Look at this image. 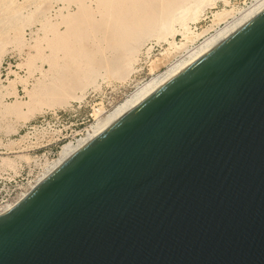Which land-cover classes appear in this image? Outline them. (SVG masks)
I'll return each instance as SVG.
<instances>
[{"label":"water","instance_id":"water-1","mask_svg":"<svg viewBox=\"0 0 264 264\" xmlns=\"http://www.w3.org/2000/svg\"><path fill=\"white\" fill-rule=\"evenodd\" d=\"M0 264H264V10L0 214Z\"/></svg>","mask_w":264,"mask_h":264},{"label":"bare ground","instance_id":"bare-ground-1","mask_svg":"<svg viewBox=\"0 0 264 264\" xmlns=\"http://www.w3.org/2000/svg\"><path fill=\"white\" fill-rule=\"evenodd\" d=\"M43 1L48 2V0H0V34L2 32H5L6 35V32L8 33V31L10 30L12 34L11 37L15 35L16 37L14 38V40H18L17 46L26 45L27 48H29L32 44L31 42H34L33 44L35 46L33 47H38V51L42 48L40 51L45 49L48 52L46 53L47 55H43L45 56V67L42 70H39V77H36L35 82L33 81L30 86H28L26 82H24L25 86L22 85L24 86L23 88L25 91V96H27L28 100L31 102L39 98L41 99L52 97L55 93L62 90V88L65 89L66 86H64V80L69 68H76V84L80 83V81L78 80H81V78L82 80H85V78L87 80V78L92 77V80L97 75V73L100 78H102V80L111 78L113 75L110 73V70H112V73H114V76L111 78L113 79L115 77V74L119 73L117 71L120 70V66L122 64L123 67L124 65H128L127 62H124L123 60L126 61L127 59L129 60L132 57L135 61V58H138L136 56L138 53H140L139 50L141 46L148 40H154L156 43H153L155 44L162 40L165 41L168 46H171L172 48L175 46L178 48L179 46L181 47V45L183 46V49L186 48L184 47V45L186 46V44L183 45V43H179L181 45H176L173 42L174 35L177 33L181 35L183 39L186 40L194 38V34L189 28L188 22H195L196 20H198L205 8L211 7L216 3V0H51L53 1L52 4H55L53 5L54 7L51 5V3H48L49 6L51 5V8L47 7L46 9H42L41 2ZM218 1H221L223 3L228 2V0ZM72 6L74 7V9L71 8ZM263 10L264 0H253L252 3L249 4L246 8L239 11L238 15L233 16L231 14L232 18L230 17V15H228V17L231 18L229 22L226 21L227 23L223 24V26L216 29L212 34L205 37L197 45H194V47H192L191 49H185L187 51L185 53L184 50L185 55L181 59L176 60V58L175 62H172L170 65L164 68L163 71L155 74L146 82H143L129 95H127V97L125 96V98L118 104H116L105 116H103V118H101L98 123H94L93 126L88 127V129L84 133L85 136L83 138H76L77 140L75 139L74 143H70V141L67 143H63L58 149L57 157L55 156L56 158L55 160L53 159V163L51 161V164H49L50 166L52 165L50 167L51 169L48 170V172L46 171V174H42L43 176H39L37 181L35 180V184L29 187V189L31 188L30 191L35 188L50 172H52L69 155L79 149L96 134H98L100 131L110 125L113 121L123 115L126 111L132 108L135 104H137L146 96L158 89L168 80H170L173 76H175L185 67H187L193 61H195L205 52L217 45L228 35H230L233 31L238 29L240 26L245 24L247 21L252 19L254 16L259 14ZM36 12H39L40 14L35 19L34 17L36 15ZM212 14L214 16V19H220L228 14V10H220L219 12H215ZM33 15L34 17H32ZM31 17L33 18V20H28ZM23 18L24 21L25 18H28L26 20L27 22H24L27 26V32H29V34H27V36L29 35L27 40L23 39V32H26V30L23 31L20 28L15 29L13 25L10 26V23L12 24V22L15 21L14 24L19 25V27L22 26L21 28H23L24 24L21 25V23L23 22ZM20 19H22V21H20L21 23L17 24L16 21H19ZM2 22L4 23V25H2ZM17 27L18 26H16V28ZM60 27H62V29ZM139 29H143V31L141 30L143 33L141 34L142 36H138L137 39V35L141 33ZM131 33H133V35L135 34L136 36L137 40L134 39V41L138 43L141 42L139 43L138 47L137 44H134L137 48L135 46H132L133 43H131V40L135 36L131 37ZM1 35L3 36V33ZM8 35L9 34H7L6 36ZM141 37L142 40L140 39ZM127 39H131L129 40L130 46L123 47ZM39 41H43L44 43L43 47L41 48L38 44ZM14 42L17 43V41ZM127 44L129 45L128 41ZM22 46H20L21 49ZM149 46L147 47L149 48ZM14 47L15 46H13L12 48ZM20 47H16V50H18L17 52L21 51ZM133 47H135V50L133 49ZM180 47L178 48V50L180 49ZM125 50L126 53H124ZM129 51L131 54L134 53V57L129 54ZM4 54L5 53L0 54V64ZM125 54H129L130 58H128L129 56L125 58ZM120 59L126 64L121 62ZM129 61L132 62V59ZM21 63H23V61ZM117 63H119V65L121 63L122 64L120 66L118 65L117 68ZM25 64L26 63H24L23 66H25ZM114 65L116 66L114 67ZM132 66L128 68L127 72H125L126 74L122 73L124 76H122L121 74H117L119 77H116L118 79L120 78L119 80H122L126 77L128 78L129 73L133 70ZM26 67L27 69H29L28 65ZM26 67L24 68L26 69ZM115 68L117 71H115ZM71 70L72 69H70V72ZM31 71L29 72V74L31 73ZM99 71H101L102 73L99 74ZM73 77L70 78L73 79ZM17 78L20 77H18L17 75ZM70 82L71 81H69V84ZM89 82L90 78L89 80H87V84H84L83 86L82 84L78 85L76 87V90L77 88L78 90H81L82 88L85 89V85H91L93 82H95V80L93 79L92 82ZM94 89H97V87ZM83 96V94L81 96H77L76 100H81ZM16 101L18 102V100ZM27 102L28 101H26L24 105L28 104ZM9 106L5 104L6 109ZM15 107L13 108L15 110H18L19 107ZM10 109H8L6 112L8 113ZM14 109L13 112L15 111ZM46 111L53 113V111L55 110H52L50 108ZM4 112L2 113L4 114ZM41 113L44 112L42 111ZM46 162L47 161H45V163ZM24 193V196L27 195V193ZM17 201L12 202V204L6 206L4 205L3 208H0V214L11 209L17 203Z\"/></svg>","mask_w":264,"mask_h":264},{"label":"rangeland","instance_id":"rangeland-1","mask_svg":"<svg viewBox=\"0 0 264 264\" xmlns=\"http://www.w3.org/2000/svg\"><path fill=\"white\" fill-rule=\"evenodd\" d=\"M252 1L228 0L227 3H223L216 0V3L213 6L207 7L203 10L201 15L202 17L200 16V18L195 22H188L189 28L194 34V38L189 39V41L183 39V37L177 33L174 35L173 42L176 45H181L182 43L183 45L186 44V46L184 45V47H186L184 49L182 48V45L181 47L179 46V50L181 52L178 50L179 47L177 48L175 46L177 49L175 47L172 48L162 40L159 41L160 43L157 42V44H155L156 42L154 40L146 41L141 46L142 49L140 48V53L137 54L136 57L138 58H135V61L132 57L130 58L129 54L131 53L129 51V54H125L124 57L126 58L129 56L128 58H130L129 60L132 59V62H130L128 59V61L123 60L124 62H127L128 65H124L123 67L122 63V65L120 64L121 66L119 65V63H117V68L118 65L121 68L119 71H117L115 68V71L119 72H116L118 75L121 74L122 76H124L123 74H126L125 72H127L128 68L133 65V70L129 73L128 78L126 77L122 80H119L120 78H117L119 76L115 74V77L111 79L114 76V73H112L113 71L110 70V73L113 75L111 78L102 80L98 73L97 75L99 77L93 74L96 77L95 78L93 76L95 82H93L91 85H85V89L82 88L81 90H78L77 88L76 90V87L78 85L82 84L83 86L84 84H87V80H89V78L90 82H92L93 79L91 80L92 77H89L87 78V80L85 78V81L81 78L82 81L79 79L78 81H80V83L77 82L78 84H76V68L73 67L69 68V70L67 71L68 73H66L69 78H72L75 74L73 79L70 78L69 80V78L65 74V89L62 88V90L55 93L52 97L41 99L39 98L35 99L32 102L29 101L27 96H25L24 94V82H26L28 86H30L33 81L35 82L36 77L38 78L40 75H38L39 70H42L45 67V56L43 55H47L46 53L48 52L45 49L40 51L42 49L41 47H43L44 45L43 41L38 42L40 46L37 44L41 48L39 50L40 52L38 51V47H33L35 46L33 44L34 42H31L33 44H31L30 46L31 49L30 47L27 48L26 45H20L22 46L21 49L20 46H17L18 40H14L16 36L13 35L11 37L12 34L10 30V32H6V35L9 34L8 36L5 35V32H2L3 36L1 35L2 33L0 34V54H5L3 55L0 64V105L3 102L0 106V208H3L4 205L6 206L12 204V202L23 198L24 191V194L30 191L31 188L29 189V187L35 184V182L38 180V177L42 174H46V171L48 172V170L51 169L50 167L52 165L50 166L49 164H51V161L53 163V161L57 157L58 149L63 143H67L69 141L70 143H74L76 138H83L85 136L84 133L86 132L88 127L93 126L94 123H98V121L103 118V116H105L116 104L122 101L125 96L127 97V95H129L143 82H146L155 74L163 71L164 68H166L172 62H175L176 58V60L181 59L185 55L188 48L191 49L205 37L212 34L216 29L223 26V24L229 22V20L232 18V15H238L239 11L246 8L249 4L252 3ZM52 2L53 1L51 0H48V2H41V8H51V5H55L52 4ZM48 3H51V5L49 6ZM71 8L74 9L73 6ZM220 10H228V14L223 18L214 19L212 13H217ZM35 14V17L34 15L32 17L36 19L40 13L36 12ZM228 15H230L231 18L228 17ZM32 17L27 19L32 21ZM27 19L25 18V21ZM20 21H22V19L16 21L17 24H20ZM25 21L23 18V22L21 23V25L24 24L23 28H21V25V27H19V25L14 24L15 21H13L12 24L10 23V26L13 25L15 29L20 28L23 31L26 30V32H23V39L27 40V38L29 37V35L27 36V34H29V32H27V26L25 25L26 23H24ZM2 25H4L3 22ZM14 25L18 27L16 28V26ZM60 28L62 29V27ZM141 30L143 31V29ZM141 30L139 29V31ZM142 31L141 33L139 32V35H137V39L138 36H142ZM131 34V37L135 36V34ZM134 39H136V36L133 37L132 40L127 39L129 45L127 44V41H125L124 44L127 46L124 45L123 47L130 46L129 40H131V43H133V45L131 44L132 46H135L137 44L138 47L139 43L141 42L138 43L134 41ZM140 39L142 40V37ZM14 41H17V43ZM13 46L15 47L12 48ZM147 46H149V48ZM16 47H20L21 51L17 52L18 50H16ZM135 47H133L134 50ZM143 48L148 49L144 50ZM124 53H126V50ZM133 54L131 55L134 57ZM41 59L43 60V62ZM22 61L23 63H21ZM123 61L121 60V62ZM24 63L29 66V69H27L26 64L25 66H23ZM116 65H114V67ZM24 67H26L27 70ZM70 69H72L71 72ZM30 71L32 73H30L31 75L29 74ZM100 73L102 72L99 71V74ZM16 74L20 78H17ZM26 74H29L30 76H27ZM69 81H71L70 84ZM96 87L97 89H94ZM82 94L84 95L83 98L79 101L76 100V97L81 96ZM16 100H18V102ZM25 100L28 101V104L26 105H24L26 103ZM5 104L7 106L10 105L9 107L11 109L9 107L6 109ZM13 107L19 108L18 110H15ZM12 108L15 110L14 112ZM50 108L55 111H53V113L47 112L46 110ZM8 109L10 110L7 113L6 111ZM42 111L44 113H41ZM2 112H4V114ZM45 161H47L48 163H45ZM43 163H45L46 165ZM43 165L45 166V168Z\"/></svg>","mask_w":264,"mask_h":264}]
</instances>
